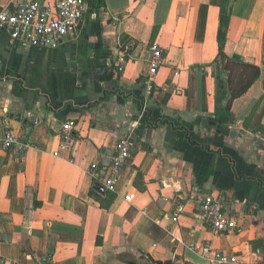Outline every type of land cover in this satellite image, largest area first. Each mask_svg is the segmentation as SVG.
Masks as SVG:
<instances>
[{
	"label": "crops",
	"instance_id": "obj_1",
	"mask_svg": "<svg viewBox=\"0 0 264 264\" xmlns=\"http://www.w3.org/2000/svg\"><path fill=\"white\" fill-rule=\"evenodd\" d=\"M32 1L0 0V10ZM104 1L55 50L19 46L0 32V132L18 139L0 151V257L209 264L199 252L209 244L264 264V0ZM151 44L163 65L146 97ZM234 56L259 76L229 107L224 65ZM67 121L73 150L55 156ZM127 134L133 153L110 193L89 169L107 166ZM209 194L224 196L237 230L215 234L195 220L197 196ZM178 204L184 212L170 224Z\"/></svg>",
	"mask_w": 264,
	"mask_h": 264
},
{
	"label": "built area",
	"instance_id": "obj_2",
	"mask_svg": "<svg viewBox=\"0 0 264 264\" xmlns=\"http://www.w3.org/2000/svg\"><path fill=\"white\" fill-rule=\"evenodd\" d=\"M87 8V0H55L52 3L35 0L23 5L3 8L0 10V32H6L11 41L19 46L55 50L65 39H73L78 35ZM133 48L134 43L129 41L121 49L114 62L117 74L123 73ZM146 51L148 74L143 83V92L149 97L156 90L154 80L163 65V51L156 44L149 45ZM73 126H75L73 121L61 125L60 143L54 153L55 156H66L72 152L75 144L71 133ZM17 145L18 139L13 132H0V151H9ZM27 147L28 145L21 146L22 149ZM133 147L131 134L125 135L117 142L114 155L107 166L99 168L97 164L91 165L89 172L92 179L101 183L108 192L114 193L121 169L130 159ZM196 201L198 208L194 213L195 220L207 226L213 233L234 232L239 227L237 216L226 213L223 195H198ZM183 212L184 206L178 204L169 218V223L177 224ZM199 252L207 258L209 264H245L236 256L213 251L209 244L201 246ZM0 264L14 263L0 257Z\"/></svg>",
	"mask_w": 264,
	"mask_h": 264
},
{
	"label": "trees",
	"instance_id": "obj_3",
	"mask_svg": "<svg viewBox=\"0 0 264 264\" xmlns=\"http://www.w3.org/2000/svg\"><path fill=\"white\" fill-rule=\"evenodd\" d=\"M87 4L90 11L105 7L104 0H87ZM221 54L222 50H219V56ZM224 71L227 72L226 87L230 94L228 101L230 107L231 101L244 94L251 87L250 85L257 80L259 75L256 67L239 62L235 56L226 60ZM103 206L107 209L109 205L103 204Z\"/></svg>",
	"mask_w": 264,
	"mask_h": 264
},
{
	"label": "water",
	"instance_id": "obj_4",
	"mask_svg": "<svg viewBox=\"0 0 264 264\" xmlns=\"http://www.w3.org/2000/svg\"><path fill=\"white\" fill-rule=\"evenodd\" d=\"M212 126H215V124L214 123H212L211 124ZM219 128V127H218ZM94 189L97 191V192H99L100 194H103L105 191H104V189H103V187L101 186V185H99V184H95L94 185Z\"/></svg>",
	"mask_w": 264,
	"mask_h": 264
}]
</instances>
